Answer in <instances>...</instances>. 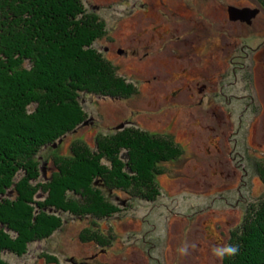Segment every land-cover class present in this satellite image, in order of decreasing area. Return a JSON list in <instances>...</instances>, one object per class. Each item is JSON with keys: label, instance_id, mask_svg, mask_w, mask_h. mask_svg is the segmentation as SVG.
Segmentation results:
<instances>
[{"label": "rangeland", "instance_id": "1", "mask_svg": "<svg viewBox=\"0 0 264 264\" xmlns=\"http://www.w3.org/2000/svg\"><path fill=\"white\" fill-rule=\"evenodd\" d=\"M82 1L108 29L95 48L136 94H83L87 120L42 150L40 180L47 181L56 171L54 158L71 155L75 143L95 148L98 139L124 128L173 137L183 154L161 165L155 202L108 190L121 213L104 220L60 213L64 224L51 237L24 256L4 253L5 259L222 264L214 249L228 246L247 207L264 195L257 172L264 163V8L258 0ZM244 8L258 11L251 23L231 13ZM213 216L211 231L205 222ZM92 229L112 244L83 243L81 235Z\"/></svg>", "mask_w": 264, "mask_h": 264}, {"label": "trees", "instance_id": "2", "mask_svg": "<svg viewBox=\"0 0 264 264\" xmlns=\"http://www.w3.org/2000/svg\"><path fill=\"white\" fill-rule=\"evenodd\" d=\"M107 34L104 20L82 0H0V264H10L4 253L24 256L51 237L64 224L60 213L98 220L121 213L108 190L155 202L161 165L183 154L173 137L124 128L95 148L75 143L71 155L54 158L47 181L40 180L42 150L87 120L83 94H136L94 46ZM259 166L264 182V163ZM102 236L92 229L80 239L103 249L113 238ZM229 245L238 254L222 264H264V195L247 207Z\"/></svg>", "mask_w": 264, "mask_h": 264}, {"label": "clouds", "instance_id": "3", "mask_svg": "<svg viewBox=\"0 0 264 264\" xmlns=\"http://www.w3.org/2000/svg\"><path fill=\"white\" fill-rule=\"evenodd\" d=\"M238 247L237 246H224L223 248H216L214 249V255H216L219 259L223 260L226 256L227 257H234L238 254Z\"/></svg>", "mask_w": 264, "mask_h": 264}, {"label": "water", "instance_id": "4", "mask_svg": "<svg viewBox=\"0 0 264 264\" xmlns=\"http://www.w3.org/2000/svg\"><path fill=\"white\" fill-rule=\"evenodd\" d=\"M257 12H258L257 10H252L250 8H244L242 10H239V9H233V10H231V13H235L237 15V17H239V18L241 17V19L246 20L248 23H251L250 18L252 17V14L255 15ZM248 15H249V17H248ZM62 141L63 140H61L60 143ZM54 146L56 147L57 144H55Z\"/></svg>", "mask_w": 264, "mask_h": 264}, {"label": "bare ground", "instance_id": "5", "mask_svg": "<svg viewBox=\"0 0 264 264\" xmlns=\"http://www.w3.org/2000/svg\"><path fill=\"white\" fill-rule=\"evenodd\" d=\"M166 183H167V184L170 183V182L168 181V179H166ZM215 219H216V218H215L214 216L211 217L209 220L207 219V221L205 222V224H206L205 228H206V229L209 228L211 231H214L211 225L214 224L213 222L215 221ZM208 231H209V230H208ZM208 234H209V233H208Z\"/></svg>", "mask_w": 264, "mask_h": 264}]
</instances>
